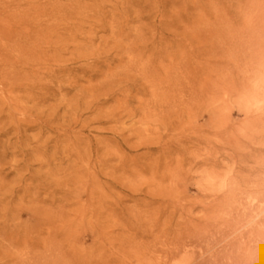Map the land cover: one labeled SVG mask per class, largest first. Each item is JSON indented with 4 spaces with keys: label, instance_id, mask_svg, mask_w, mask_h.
<instances>
[{
    "label": "rangeland",
    "instance_id": "374dc122",
    "mask_svg": "<svg viewBox=\"0 0 264 264\" xmlns=\"http://www.w3.org/2000/svg\"><path fill=\"white\" fill-rule=\"evenodd\" d=\"M0 264H264V0H0Z\"/></svg>",
    "mask_w": 264,
    "mask_h": 264
}]
</instances>
